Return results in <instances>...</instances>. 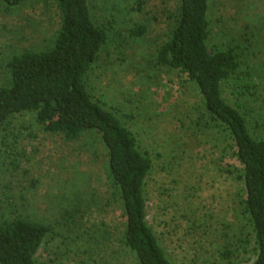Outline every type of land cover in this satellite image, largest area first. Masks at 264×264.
I'll return each instance as SVG.
<instances>
[{
	"label": "rangeland",
	"instance_id": "rangeland-1",
	"mask_svg": "<svg viewBox=\"0 0 264 264\" xmlns=\"http://www.w3.org/2000/svg\"><path fill=\"white\" fill-rule=\"evenodd\" d=\"M95 24L110 27L87 75L94 99L113 111L149 154L147 221L173 264H251L255 243L243 209L241 171L228 130L203 114L194 82L156 64L173 27L176 0H88ZM210 49L237 45L238 76L223 97L264 135V0H209ZM111 25V26H110ZM144 25L133 36L130 29ZM59 26L54 0L12 9L0 1V85L6 60L43 49ZM49 224L40 264H135L121 244L125 217L100 136L48 133L32 113L0 129V220Z\"/></svg>",
	"mask_w": 264,
	"mask_h": 264
},
{
	"label": "trees",
	"instance_id": "trees-1",
	"mask_svg": "<svg viewBox=\"0 0 264 264\" xmlns=\"http://www.w3.org/2000/svg\"><path fill=\"white\" fill-rule=\"evenodd\" d=\"M0 1L9 10L30 0ZM54 2L59 26L51 44L40 50L23 48L6 60L8 80L0 85V129L13 115L32 113L44 131L67 140L85 132L98 134L125 217L121 244L135 264H173L146 218L145 185L152 160L120 117L95 100L87 86L88 72L110 27L95 24L88 0ZM171 17L173 27L157 50L156 64L194 82L203 114L228 130L231 154L241 171L243 209L255 243L251 264H264V135L253 137L246 117L222 93V84L240 71L238 46L209 48V0H176ZM145 32L144 25L130 29L133 36ZM50 231V225L43 222L1 219L0 264H40L36 254Z\"/></svg>",
	"mask_w": 264,
	"mask_h": 264
}]
</instances>
